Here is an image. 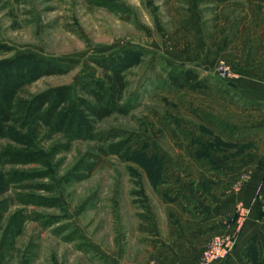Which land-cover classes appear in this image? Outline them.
I'll return each mask as SVG.
<instances>
[{
    "label": "rangeland",
    "instance_id": "obj_1",
    "mask_svg": "<svg viewBox=\"0 0 264 264\" xmlns=\"http://www.w3.org/2000/svg\"><path fill=\"white\" fill-rule=\"evenodd\" d=\"M225 1L0 0V72L9 66L22 73L33 58L71 67L65 75L41 76L24 85L21 79L14 85L15 97L59 87L74 94L82 75L101 74L93 59L122 54L128 82L124 100L132 105L128 115L96 123L93 140L68 141L41 130L30 147L40 153L37 162L1 159L0 175L10 183L0 191V264L149 263L144 248L147 252L153 241L145 228H152L153 218L160 223L163 175L162 184L155 185L128 155L144 151L162 160V169L164 161L169 172L172 161L185 174L196 167L181 169L174 162L224 156L220 139L207 142V126L223 125L222 106L208 96L219 95L226 81L217 74L224 63L212 57L214 50L222 52L223 30L232 33L236 18L224 15ZM184 70L195 72L207 89L169 87L167 73ZM28 74L34 76L31 70ZM198 134L205 148L194 156ZM22 140L24 135L0 137V151L23 150ZM123 141L130 152L106 149L108 155H101L97 150ZM43 164L49 177L23 179L47 168ZM28 198L34 202L25 203ZM259 249L245 254V264H264V247Z\"/></svg>",
    "mask_w": 264,
    "mask_h": 264
},
{
    "label": "crops",
    "instance_id": "obj_2",
    "mask_svg": "<svg viewBox=\"0 0 264 264\" xmlns=\"http://www.w3.org/2000/svg\"><path fill=\"white\" fill-rule=\"evenodd\" d=\"M225 2L224 15L236 18L232 33L226 27L223 30L222 52L215 54L217 48H213L212 57L227 64L235 77L223 81L219 95L208 96L214 105L222 106L223 125L212 122L207 126L211 135L207 142L220 139L224 156L211 153L210 159L202 155L174 162L181 169L196 167L187 174L173 168L172 161L168 172L163 161V185L157 200L161 220L158 223L153 218L152 228L151 224L145 228L153 241L148 242L147 252L144 248L147 261L195 264L206 242L226 232L223 224L235 216L240 203L248 217L229 257L220 264H245L248 244L257 251L264 247V0ZM199 137L193 138L194 156L205 148ZM246 171L249 179L234 190Z\"/></svg>",
    "mask_w": 264,
    "mask_h": 264
},
{
    "label": "trees",
    "instance_id": "obj_3",
    "mask_svg": "<svg viewBox=\"0 0 264 264\" xmlns=\"http://www.w3.org/2000/svg\"><path fill=\"white\" fill-rule=\"evenodd\" d=\"M122 54L107 58L93 59L92 63L101 70L99 76L94 73L84 74L78 82V91L59 87L39 93L28 98L15 97L14 85L26 80L38 79L41 76L65 75L69 73L70 66L44 58H33L28 68L20 73L16 68L7 66L0 72V137L17 138L23 136L26 145L23 150L7 148L0 151V161L4 159L9 164L35 163L40 159V153L34 147V141L41 130L47 136L60 134L70 140H93L94 127L98 122L114 115H128L132 105L124 100L128 82L123 74ZM34 75L28 74L30 72ZM166 83L171 88L196 92L207 89L206 82L199 78L195 72L184 70L182 72H169ZM130 101V100H129ZM18 129L23 134L18 133ZM17 141V140H16ZM126 142L110 145L107 148L98 147L101 155H108L107 150L115 153L129 151ZM126 147V148H125ZM130 152V151H129ZM128 158L140 164L146 171L151 182L162 184V160L156 155L148 156L144 151H131ZM45 165V164H43ZM46 166V165H45ZM47 167V166H46ZM15 175V173H13ZM48 167L44 170L32 171L23 179L49 177ZM12 177V176H11ZM13 182V181H12ZM10 182L8 178L0 175V191ZM47 203L45 200L40 202ZM34 200L25 201L33 203ZM38 204V203H36ZM253 244L246 247V255L255 253Z\"/></svg>",
    "mask_w": 264,
    "mask_h": 264
},
{
    "label": "built area",
    "instance_id": "obj_4",
    "mask_svg": "<svg viewBox=\"0 0 264 264\" xmlns=\"http://www.w3.org/2000/svg\"><path fill=\"white\" fill-rule=\"evenodd\" d=\"M217 74L225 80H232L235 77L234 72L227 64H222L217 68ZM250 174L248 171L239 176L238 181L233 185L234 190H238L242 184L246 183ZM248 217V210L243 204H239L233 218L224 222L223 227L226 232L220 236H214L209 239L203 251L201 252L195 264H220L225 261L236 244V235L245 223ZM236 226V228H234ZM148 264H158L152 259Z\"/></svg>",
    "mask_w": 264,
    "mask_h": 264
}]
</instances>
